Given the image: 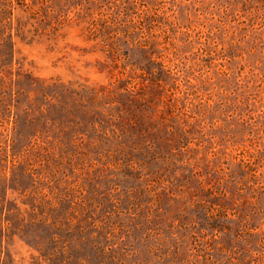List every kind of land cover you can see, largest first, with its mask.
Masks as SVG:
<instances>
[{"label":"rangeland","instance_id":"1","mask_svg":"<svg viewBox=\"0 0 264 264\" xmlns=\"http://www.w3.org/2000/svg\"><path fill=\"white\" fill-rule=\"evenodd\" d=\"M0 264H264V0H0Z\"/></svg>","mask_w":264,"mask_h":264}]
</instances>
